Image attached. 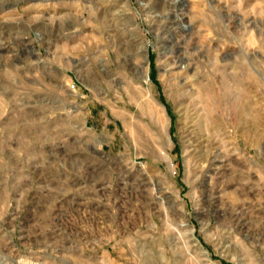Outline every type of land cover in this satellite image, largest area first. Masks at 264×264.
Wrapping results in <instances>:
<instances>
[{
    "label": "rangeland",
    "instance_id": "374dc122",
    "mask_svg": "<svg viewBox=\"0 0 264 264\" xmlns=\"http://www.w3.org/2000/svg\"><path fill=\"white\" fill-rule=\"evenodd\" d=\"M104 1L0 0V264H264V0Z\"/></svg>",
    "mask_w": 264,
    "mask_h": 264
},
{
    "label": "bare ground",
    "instance_id": "6f19581e",
    "mask_svg": "<svg viewBox=\"0 0 264 264\" xmlns=\"http://www.w3.org/2000/svg\"><path fill=\"white\" fill-rule=\"evenodd\" d=\"M120 0H113V1H104V5H105V8L106 9H109V7L110 8H112V10L110 11V15H111V17H113L114 16V12L116 11V7H117V3L119 2ZM177 1V0H176ZM103 4V3H102ZM114 9V10H113ZM122 11H124V9L122 10ZM118 16V15H117ZM179 18V17H178ZM181 18V17H180ZM110 19V18H109ZM119 41V40H118ZM141 43V42H140ZM137 45V44H136ZM136 45H135V47H136ZM127 46V45H126ZM139 48H144V46L141 44L140 46H138ZM135 49V48H134ZM138 51V48L136 49V51L135 52H137ZM135 68H136V70H137V72H139V74H140V76L144 79V80H147L148 79V75H147V72H146V70H144V68L141 66V67H139V66H135ZM193 141V140H192ZM192 141H190V142H192ZM197 143V142H196ZM194 144V143H193ZM192 144V145H193ZM191 146V145H190ZM198 146V145H197ZM193 148H195V146L193 145ZM195 151V150H194ZM193 151V152H194ZM201 152V151H200ZM163 157L165 158V159H167V161L169 162V157L167 156V154L166 153H164L163 152ZM199 157V156H198ZM197 157V158H198ZM205 157V156H204ZM200 159V158H199ZM208 160V159H207ZM199 161V160H198Z\"/></svg>",
    "mask_w": 264,
    "mask_h": 264
}]
</instances>
